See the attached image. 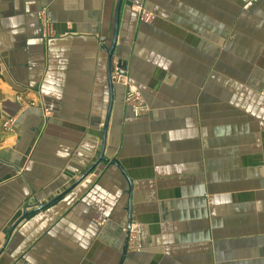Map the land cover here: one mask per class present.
I'll list each match as a JSON object with an SVG mask.
<instances>
[{
    "label": "crops",
    "instance_id": "1",
    "mask_svg": "<svg viewBox=\"0 0 264 264\" xmlns=\"http://www.w3.org/2000/svg\"><path fill=\"white\" fill-rule=\"evenodd\" d=\"M115 3L0 0V247L96 160ZM119 20L112 63L146 104L114 82L104 157L142 233L121 264H264V0H123ZM127 196L99 163L0 264H120Z\"/></svg>",
    "mask_w": 264,
    "mask_h": 264
},
{
    "label": "water",
    "instance_id": "2",
    "mask_svg": "<svg viewBox=\"0 0 264 264\" xmlns=\"http://www.w3.org/2000/svg\"><path fill=\"white\" fill-rule=\"evenodd\" d=\"M122 1L123 0H116V7H115V11H114V25H113V31H112V39L110 42V45L108 46V48H105V51L107 52V60H106V81L108 82V97H109V101H108V105L106 108V117L104 119V122L102 124L103 130H102V135H101V140H100V150L99 153L96 157V160L83 172L81 173V176L76 179L70 186H68L64 191H62L61 193L55 195L54 197L51 198V200L44 202V203H40V202H36L34 204L31 205H25L21 211V214L13 221V224L10 226L7 234H6V239L4 241V243L2 244V246L0 247V254L2 253V251L5 249L6 244L8 243L10 236L13 232V230L17 227L18 224L21 223V220L25 219L28 216L34 215L39 211H42L44 209H47L48 207L51 206L52 203L58 201L59 199L63 198L64 196H66L67 193H69L70 191L73 190V188H75L77 185H79L81 183V181L86 178L89 173L96 167V165H98L101 162H105L109 165H115L120 173L123 174L125 180L127 181L128 184V196H127V207H126V219H127V223H126V227H125V237H124V241L122 244V257L120 260V264L122 263V261L125 259L126 257V252H127V244L129 241V237H130V228H131V223H132V218H131V213H132V203H131V180L129 179L128 175L124 172V170L122 169L121 165L119 164V162L116 159H107L104 157V150H105V140H106V134H107V125H108V121H109V117H110V110L113 104V100H114V81L112 80V57H113V53H114V47L116 45L117 42V38H118V29H119V15H120V10L122 7ZM104 48V47H103ZM121 66V71L120 74L124 76V74H126V66L125 65H120Z\"/></svg>",
    "mask_w": 264,
    "mask_h": 264
},
{
    "label": "built area",
    "instance_id": "3",
    "mask_svg": "<svg viewBox=\"0 0 264 264\" xmlns=\"http://www.w3.org/2000/svg\"><path fill=\"white\" fill-rule=\"evenodd\" d=\"M46 11H42V15L46 16ZM44 20V18H43ZM47 20V17H45V21ZM48 32V31H47ZM47 32L46 35H47ZM121 63H117V64H113V69H112V80L118 81L119 83H121V85H123L125 91H124V99H123V103L124 106H126L130 111H132L134 113V115L139 116L141 115V112H143L146 104L145 101L143 99V96H141V93L139 92V90L133 86L126 78V74L121 75L120 71H121Z\"/></svg>",
    "mask_w": 264,
    "mask_h": 264
},
{
    "label": "rangeland",
    "instance_id": "4",
    "mask_svg": "<svg viewBox=\"0 0 264 264\" xmlns=\"http://www.w3.org/2000/svg\"><path fill=\"white\" fill-rule=\"evenodd\" d=\"M264 92V91H263ZM25 204V203H24ZM130 237L127 244V249L131 251H140L141 250V225L132 220L131 228H130Z\"/></svg>",
    "mask_w": 264,
    "mask_h": 264
},
{
    "label": "bare ground",
    "instance_id": "5",
    "mask_svg": "<svg viewBox=\"0 0 264 264\" xmlns=\"http://www.w3.org/2000/svg\"><path fill=\"white\" fill-rule=\"evenodd\" d=\"M145 109H146V106H145V108H144L143 112L145 111ZM141 113H142V112H141Z\"/></svg>",
    "mask_w": 264,
    "mask_h": 264
}]
</instances>
